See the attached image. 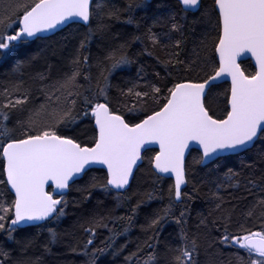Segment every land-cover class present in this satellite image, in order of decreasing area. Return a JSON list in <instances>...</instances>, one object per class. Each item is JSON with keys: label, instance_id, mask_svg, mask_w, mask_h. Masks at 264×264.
Instances as JSON below:
<instances>
[{"label": "snow or ice", "instance_id": "obj_1", "mask_svg": "<svg viewBox=\"0 0 264 264\" xmlns=\"http://www.w3.org/2000/svg\"><path fill=\"white\" fill-rule=\"evenodd\" d=\"M146 3L128 0L126 7L119 8L104 0H0V60L30 41L46 39L45 33L60 26L86 28L55 77L48 64L47 71L30 77L31 83L23 78L40 58L37 54L17 61L7 83L0 86V162L6 177L0 184L10 186L8 191L14 193L10 203L0 201V233L18 246L17 251L0 244V264H42L39 257L28 255L34 238L17 240L14 233L29 226L43 229V222L64 217L66 191L94 165L106 168V174L102 180L92 177L80 189L87 193L85 199L99 189L108 195L115 191L117 206L130 201L132 197L125 193L135 179L134 169L153 145L159 146L149 158L153 175L157 180L174 177V184L168 188L167 204L143 227L151 235L125 261L148 248L144 264H200L202 250L208 254L206 264H217L211 249L220 243L244 251L245 255L237 254L234 264H264V224L259 231L243 224L238 226L239 234L230 231L237 210L233 200L247 201L240 213L246 219L264 221V148L246 157L264 142V0H212L204 13L210 27L189 60L181 58L186 45L183 21L203 7L202 0H176L174 10L156 17L143 33L116 42L119 37L112 33L113 22L121 21L126 13L123 23H136L133 13ZM136 27L140 28L139 23ZM156 27L162 31H153ZM95 40L104 47L93 61L90 46ZM137 42L145 47L136 55L153 57L165 76L157 71L148 79L141 66L126 90L114 86L113 74L137 62L129 51ZM246 54L255 59L253 74H246L238 62ZM209 68L211 72L206 71ZM201 72L205 73L202 77ZM229 77L230 95L224 114L218 116L212 108L218 99L215 90L222 78ZM84 118L94 120L90 143L69 134L77 120ZM193 143L199 155L187 163L186 153L190 154ZM234 159L239 166L227 167L222 174L196 175V165L207 167ZM52 185V191L47 190ZM204 185H210L208 212L198 214L190 225L186 201L193 200ZM189 186L191 192L186 190ZM145 195L155 198L152 192ZM142 203L143 199L138 200L129 216L95 210L81 216L76 223L87 239L70 250L89 257L88 264H96L98 256L108 250L123 251L127 245L117 249L116 241L129 228L120 232L115 225L127 221L131 226ZM169 221L178 226L177 243L161 248L160 233ZM217 225L224 230L218 239L213 236V230L219 232ZM99 229L110 233L102 247L95 246ZM48 233V244H55L58 234L52 228ZM45 251L51 249L45 245Z\"/></svg>", "mask_w": 264, "mask_h": 264}, {"label": "trees", "instance_id": "obj_2", "mask_svg": "<svg viewBox=\"0 0 264 264\" xmlns=\"http://www.w3.org/2000/svg\"><path fill=\"white\" fill-rule=\"evenodd\" d=\"M109 5H115L119 8L127 6L128 0H104ZM176 1L174 0H154L150 4L146 3L145 7L138 8L134 11L133 16L136 23H139L140 28L137 29L136 23L126 24L123 20L127 18L125 13L121 21L113 22L112 33L119 37L116 42H122L124 39H128L132 35H140L143 33L148 26H151L153 20L162 15H166L170 10H174ZM203 7L197 13H189L186 20L183 21L185 24V36L186 45L181 54V58L185 60L192 59V49L196 46L199 40L203 37L204 33L209 29L208 18L204 13L212 6V0H202ZM86 31V28L77 27L71 25L67 29L63 30L59 34L39 41L29 42L19 48L13 55L9 56L5 60H0V86L7 83L10 78V73L17 61L28 60L32 56L39 54L40 58L36 60L30 68L25 70L24 79L31 83L30 77L37 71H47V65L51 64L52 77H55L59 70L64 67L69 54L78 45L80 34ZM153 31L160 32L161 28L156 27ZM149 50H151L150 44ZM103 47L99 40L93 41L90 46V51L93 56V61L97 56L103 54ZM145 45L139 42L135 43L129 50L131 54H134L136 63L125 66L122 69L117 70L112 77V84L119 86L120 88L127 89L130 86L129 82L137 79V71L141 66L144 67L148 73V79L152 78L153 72H160L161 77L165 76L162 67L157 64L153 57L144 55H136L142 52ZM218 60V59H217ZM242 69L246 74H253L255 68L251 62H244L241 64ZM95 71V70H94ZM207 72H211V68L206 69ZM204 72L200 73V76H204ZM141 83H143L141 81ZM162 83V82H161ZM170 86V85H169ZM112 94H116V88L113 87ZM215 95L218 97L215 104L212 105L213 111L216 115L222 116L226 106V99L230 95V85L227 83L218 85L215 90ZM39 96V93H37ZM92 125L93 120L88 118L78 119L77 123L72 126L69 131L70 135H75L81 142L90 143L92 137ZM264 148V142H260L256 145L252 154ZM156 151L147 152L144 154V160L142 166L138 169L129 190L125 193L131 196L130 201H123L120 206H117L116 192H112L110 195L105 194L99 189H93L91 196L85 199L87 193L81 191L87 187L92 180V177H96L98 180H102L105 176L103 170H91L83 177L82 180L78 181L73 185L65 199L68 201V207L65 209L66 215L59 221L43 222L45 227L43 229H37L35 227L29 228H18L14 236L17 240L32 239L34 238V244L28 251V255L42 260V264H88L89 257L73 253L70 249L71 246H75L78 241L82 242L87 237L77 226V220L92 211L105 212L112 211L115 216H129L132 215L130 208L136 204L138 200L143 199L144 203L141 204L140 208L137 209L136 214L133 216L131 226L128 225L127 221H119L115 225L117 231L123 232L125 227L129 230L127 233L120 235L116 241V247L127 245L123 251H119L118 254H114L113 250L106 251L103 255H99L96 264H144V260L147 259L148 253L151 251L148 248H144L136 256H132L130 262L125 261V257L130 256L132 253L137 252V247L143 246L144 242L151 235L150 232L143 230L146 227L147 220L156 212L167 204L168 188L173 185L172 180L162 179L157 180L156 176L153 175V170L149 165V158L155 155ZM199 155L198 151H191L187 163H192L193 158ZM239 166V160L215 162L207 167L200 165L195 166V172L198 178L206 177L209 173L213 175L219 173L222 174L227 170V167ZM259 173H257L258 175ZM0 179H6L2 171V162H0ZM210 185H204L201 187L200 192L191 201H186V204L190 210V225H194L197 216L200 213L207 214L209 209L208 198L206 193L209 190ZM9 187L0 184V201L10 203L14 198L13 194L8 191ZM155 190V191H153ZM187 191L191 192V186ZM148 192H152L154 197L149 200L147 195ZM234 195L241 196L245 195L242 192H235ZM163 196V199L159 197ZM251 199V198H249ZM233 204L237 205L236 214L233 217L230 231L234 234H239V225L243 224L244 228L251 229L252 231L261 230L264 221L258 218L246 219L242 216L241 210H246L247 201L233 200ZM182 207V206H181ZM178 214V211H177ZM109 227H113L109 224ZM219 228V232L213 230V236L217 239L223 234V227L220 225L216 226ZM52 228L58 234V240L55 244H48L49 233L48 229ZM178 226L169 221L164 225L163 231L160 233L161 248L164 244H176ZM110 233L106 229H99L95 240L96 247H102V241H104ZM0 244H3L6 249L18 251V246L12 241L8 240L6 234L0 233ZM45 245H47L51 251H45ZM91 250V246H90ZM79 251V249H78ZM237 254L245 255L243 250H239L235 245L226 246L224 244L217 243L213 249H211V255L216 259L217 264H234ZM208 254L203 250L200 254V264H206Z\"/></svg>", "mask_w": 264, "mask_h": 264}, {"label": "water", "instance_id": "obj_3", "mask_svg": "<svg viewBox=\"0 0 264 264\" xmlns=\"http://www.w3.org/2000/svg\"><path fill=\"white\" fill-rule=\"evenodd\" d=\"M153 1H154V0H147L148 3H151V2H153ZM174 1H176V0H174ZM198 11H199V10H198ZM198 11H193V12H191V13H197ZM72 25H75V24H72ZM69 26H71V25H68V26H60V27H58L56 30H53V31L47 32V33H45L44 35H45L46 39H47V38H50V37H53V36H55L57 33H60L61 31H63L64 29H66V28L69 27ZM30 42H32V41H30ZM217 57H218V54H217ZM246 57H247V58L243 59L242 61H238V62H240V63L251 62V63L253 64L255 70H256V67H255V59L252 58V57L250 56V54H246ZM224 83H228V84L230 85V87H231V79H230V77L227 78L226 80H225L224 78H222V82H221L219 85L224 84ZM93 124H94V123H93ZM152 148H153L154 150H157V151L159 150V146H158V145H153ZM194 150L197 151V146L193 143L192 145H190V152H191V151H194ZM144 154H145V153H143L142 155L144 156ZM188 155H189V153H186V161H187ZM142 164H143V160H142V161H138V163H137V168L134 169V176L136 175V172H137L138 169L142 166ZM91 170H103V171H105V173H106V168H104V167L101 166V165H94V166L91 167V169H90L89 171H91ZM89 171H88V172H89ZM84 176H85V175L82 174L81 177L78 178V179L76 180V182L82 180ZM164 179L172 180L173 183H174V177H168V176H165ZM133 180H134V179H133ZM133 180L130 181V186H131ZM8 187L10 188V186H8ZM53 188H54V185H52V187L49 188V189H53ZM49 189H47V190H49ZM128 190H129V189H128ZM68 192H69V190L66 191V194H68ZM114 192H115V191H114ZM12 194H13V196H14V193H12ZM55 195H56V194L54 193V196H55ZM57 198H58V197H57ZM29 227H31V226H29ZM29 227H26V228H29ZM22 228H25V227H22Z\"/></svg>", "mask_w": 264, "mask_h": 264}, {"label": "bare ground", "instance_id": "obj_4", "mask_svg": "<svg viewBox=\"0 0 264 264\" xmlns=\"http://www.w3.org/2000/svg\"><path fill=\"white\" fill-rule=\"evenodd\" d=\"M67 28H68V27H67ZM67 28H66V29H67ZM64 30H65V29H64ZM61 32H62V31H61ZM57 34H59V33H57ZM57 34H56V35H57ZM211 164H213V163H210L209 165H211ZM209 165H207V166H209ZM202 167H203V166H202Z\"/></svg>", "mask_w": 264, "mask_h": 264}]
</instances>
